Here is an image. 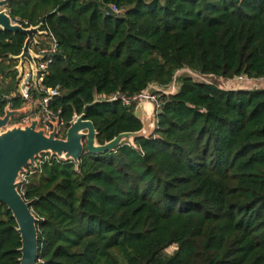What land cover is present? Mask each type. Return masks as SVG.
Listing matches in <instances>:
<instances>
[{"label":"trees","instance_id":"obj_1","mask_svg":"<svg viewBox=\"0 0 264 264\" xmlns=\"http://www.w3.org/2000/svg\"><path fill=\"white\" fill-rule=\"evenodd\" d=\"M7 9L55 36L53 109L67 123L85 114L101 145L142 129L136 105L109 101L117 93L170 87L183 70L264 79V0H10ZM26 38L0 31V97L17 87L12 57ZM159 100L156 133L136 147L31 168L20 191L39 219L37 264H264V89L187 76ZM17 228L0 204V264H20Z\"/></svg>","mask_w":264,"mask_h":264},{"label":"water","instance_id":"obj_2","mask_svg":"<svg viewBox=\"0 0 264 264\" xmlns=\"http://www.w3.org/2000/svg\"><path fill=\"white\" fill-rule=\"evenodd\" d=\"M9 3L10 0H0V31L22 33L27 37L21 54L12 57L17 61L14 68L18 73L17 81L21 79L23 65L27 62L33 72V81L36 82L37 60L41 58L33 46L39 44L37 36H46L47 32L42 30L43 24L24 27L20 23H15L7 9ZM105 10L108 14H115L109 6ZM179 89L180 87L176 89L175 86L161 87L157 84L149 86L134 112L142 124V129L134 133L120 134L104 145L98 143L95 125L85 114L70 121L65 137L60 138L58 121L54 125V130L47 135L45 130L39 127L40 119H33L27 125L12 123L14 119L30 113V108L17 110H12L9 106L5 108L4 114L0 116V204L5 205L12 213L18 226L17 231L22 242L19 250L20 264H37L40 252L39 219L33 213L32 203L26 201L20 191L21 177L28 172V168L37 169L38 160L45 155L60 161L73 162L79 167L84 155L112 153L124 144L136 147V141L149 140L156 133L157 109L150 98L156 95H175ZM97 103L87 106L85 110L88 111Z\"/></svg>","mask_w":264,"mask_h":264},{"label":"built area","instance_id":"obj_3","mask_svg":"<svg viewBox=\"0 0 264 264\" xmlns=\"http://www.w3.org/2000/svg\"><path fill=\"white\" fill-rule=\"evenodd\" d=\"M114 12L117 10L112 8ZM15 23H20L24 27L28 26L27 22H22L20 20H14ZM43 30V29H42ZM45 31V30H44ZM46 36H37L38 45H34L33 49L36 54L41 58L37 60V79L36 82L33 81V72L29 65V63L25 62L23 65V73L21 79L17 81L16 89L9 95H3L0 97V109L2 105L6 102V106H9L12 110L30 108V113L19 117L18 119L13 120V124L21 123V124H30L33 119H40V128L44 129L46 134H50L54 130V125L58 121L59 122V135L58 137L64 138L62 133L66 135L67 129L69 128V123L65 122L64 119L60 117V111H55L53 109V105L55 101L61 97L62 92L59 87L51 88L45 85L46 79L50 76L51 65L53 63V59L55 55L59 52V45L55 36L46 31ZM28 65V67L26 66ZM17 66V64H16ZM15 66V67H16ZM178 74V73H177ZM177 76V75H176ZM18 77V76H17ZM264 79L254 80L249 79L247 77H239L235 80L238 82H254L261 81ZM144 92L135 97H127L120 93H117L109 98V101H121L125 106L137 105L143 98ZM160 95H156L151 97V101L155 104L157 112L161 108V101L159 100ZM20 100L21 106L14 107L13 101ZM4 114V113H3ZM0 116H2L0 114ZM79 117L76 115L73 119ZM46 156V157H45ZM43 156L40 160H38V168L44 162V160L49 159V155ZM49 156V157H48ZM52 158V157H51ZM33 167L28 168V172L21 177L22 185L26 183L29 175H32L34 171L31 169ZM37 168V169H38ZM35 169V168H33Z\"/></svg>","mask_w":264,"mask_h":264},{"label":"rangeland","instance_id":"obj_4","mask_svg":"<svg viewBox=\"0 0 264 264\" xmlns=\"http://www.w3.org/2000/svg\"><path fill=\"white\" fill-rule=\"evenodd\" d=\"M28 67V65H26ZM192 77L195 81L197 82H204V83H214L216 85H218L219 87H221L222 89H229V90H238V89H252V88H255V84L253 86H250V84L252 85L253 82H238V81H227V80H221V79H216L214 77H202L200 75H197L195 73H193L192 71L190 70H183V71H180L178 74H177V78H176V81L173 83L172 86H175L176 89H178L180 87V83H181V80L184 78V77ZM9 81L7 82H2L1 83V86L3 87V89L5 90L6 88H8V85H9ZM264 82H262V84H259L257 85V87L259 88V86H264L263 85ZM63 137L65 136L64 132L62 133Z\"/></svg>","mask_w":264,"mask_h":264},{"label":"crops","instance_id":"obj_5","mask_svg":"<svg viewBox=\"0 0 264 264\" xmlns=\"http://www.w3.org/2000/svg\"><path fill=\"white\" fill-rule=\"evenodd\" d=\"M262 82H264V81H263V80H261V81H254L252 85L250 84V86H253V85L255 84V85H254L255 88H258L257 85L262 84ZM263 85H264V83H263ZM259 88H260V89H264V86H262V87L259 86Z\"/></svg>","mask_w":264,"mask_h":264},{"label":"flooded vegetation","instance_id":"obj_6","mask_svg":"<svg viewBox=\"0 0 264 264\" xmlns=\"http://www.w3.org/2000/svg\"><path fill=\"white\" fill-rule=\"evenodd\" d=\"M44 31V30H43ZM15 68V67H14Z\"/></svg>","mask_w":264,"mask_h":264}]
</instances>
